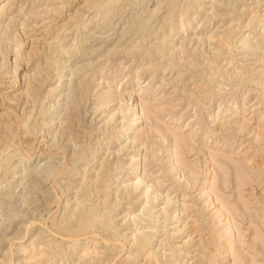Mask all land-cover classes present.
Listing matches in <instances>:
<instances>
[{"label":"rangeland","instance_id":"rangeland-1","mask_svg":"<svg viewBox=\"0 0 264 264\" xmlns=\"http://www.w3.org/2000/svg\"><path fill=\"white\" fill-rule=\"evenodd\" d=\"M7 1L0 264H264V0Z\"/></svg>","mask_w":264,"mask_h":264},{"label":"bare ground","instance_id":"bare-ground-1","mask_svg":"<svg viewBox=\"0 0 264 264\" xmlns=\"http://www.w3.org/2000/svg\"><path fill=\"white\" fill-rule=\"evenodd\" d=\"M9 1V0H8ZM7 1V2H8ZM7 4V3H6ZM3 5V4H2ZM5 5V4H4ZM7 10V9H6ZM2 11V8L0 7V12ZM4 11H5V9H4ZM3 12V11H2ZM2 15V14H1ZM137 106V105H136ZM135 106V107H136ZM123 110H124V108H122ZM120 108H119V112H120ZM118 111V110H117ZM122 111V110H121ZM125 111H127V110H124L123 111V113H126ZM132 111H134V114H133V118L132 119H130L131 121L132 120H136V119H138V116H137V112H136V110H132ZM128 112V111H127ZM116 112H114L113 113V115L115 114ZM117 114V113H116ZM119 114V116H120V114H121V116H123V115H125V114H123L122 115V112H120V113H118ZM112 115V116H113ZM113 117H115V116H113ZM124 117V116H123ZM113 119V118H112ZM29 120V119H28ZM114 121V120H113ZM116 123V122H115ZM133 123H136L135 121L133 122L132 121V123H128V125H126V128L128 129V128H130V126L133 124ZM121 124V123H120ZM125 128V127H124ZM126 129V130H127ZM68 133V132H67ZM173 134V133H172ZM174 136H175V138L177 137L175 134H174ZM179 138V137H178ZM177 138V139H178ZM176 142H178V141H176ZM70 143V142H69ZM67 146V145H66ZM75 146V145H74ZM59 148V147H58ZM74 148V147H73ZM58 151V150H57ZM80 155V154H79ZM77 157V156H76ZM78 158V157H77ZM75 160V159H74ZM52 162V161H51ZM46 163V162H45ZM24 164H22V166H23ZM20 166V165H19ZM71 166V165H70ZM67 167V166H66ZM73 167V166H72ZM40 168V167H39ZM42 168V167H41ZM54 168V167H53ZM63 168V167H62ZM101 168V167H100ZM58 170V169H57ZM69 170V169H68ZM38 171V170H37ZM55 172H57V171H55ZM52 173H53V171H52ZM67 173H69V172H67ZM70 174V173H69ZM48 175V174H47ZM71 176H72V174H70ZM74 176V175H73ZM85 179V178H84ZM140 179H142V178H139L138 180H139V182L141 181V182H143L142 180H140ZM139 182H136V183H138L137 185H139L140 183ZM137 187V186H136ZM146 192H148L147 190H146ZM146 192H145V194H146ZM77 194V193H76ZM84 194V193H83ZM89 194V193H88ZM148 194V193H147ZM155 194V192L153 193V194H151L152 196ZM150 195V194H149ZM148 195V196H149ZM146 197V199H148L147 198V195H145ZM156 196L158 197L159 196V194H155L154 195V197L156 198ZM78 197V196H77ZM84 197V196H83ZM150 198V197H149ZM153 198V197H152ZM144 199V198H143ZM86 200V199H85ZM169 200V199H168ZM146 201V200H145ZM148 201V200H147ZM146 201V202H147ZM155 201V200H154ZM153 201V202H154ZM146 202H145V205H146ZM153 202H152V204H153ZM166 204H167V201L165 202ZM148 204V203H147ZM78 206V205H77ZM154 206V205H153ZM152 207V206H151ZM95 208V207H94ZM152 208H154V207H152ZM75 209V208H74ZM77 209V208H76ZM83 209V208H82ZM91 209H92V207H91ZM144 209V208H143ZM95 210H96V208H95ZM81 211V210H80ZM151 211V210H150ZM87 213H88V211H86ZM93 212V211H92ZM76 214V213H75ZM81 214V213H80ZM84 214V213H83ZM86 214V213H85ZM91 213H89V215H90ZM67 217H68V215H67ZM80 217H82V218H80ZM79 218L80 219H82V227H85V228H89L90 227V224H89V222H88V220H90V218L87 220L86 219V217L83 215V216H80ZM87 217H88V214H87ZM151 217H153V216H151ZM70 219V218H69ZM80 219H79V221H80ZM72 220V219H71ZM78 219H76V221H77ZM143 220V219H142ZM152 220V219H151ZM145 221V220H144ZM149 221H150V219H149ZM94 222H96V221H94ZM93 222V223H94ZM147 223H148V221H146ZM153 222V221H152ZM95 224V223H94ZM96 225V224H95ZM92 226V225H91ZM74 227V226H73ZM90 228H92V227H90ZM154 228V227H153ZM83 230H84V228H83ZM86 230V229H85ZM87 230H89V229H87ZM82 231V230H81ZM149 233V232H148ZM150 233H152V232H150ZM149 233V234H150ZM139 234V235H138ZM143 234H147V233H143ZM71 235V234H70ZM74 235V234H73ZM148 235V234H147ZM147 235L145 236V235H141L139 232L137 233V234H135L134 235V237L132 238V239H134V244H133V241H132V245L134 246V249L136 250V251H138L140 254L138 255L139 257L144 253V251H145V249H146V247H148V245H149V243H151V242H154V240L153 241H151L150 242V237L149 236H151V235H149L148 237L150 238V239H148V238H146L147 237ZM75 236V235H74ZM145 236V237H144ZM152 237V236H151ZM153 238V237H152ZM153 244V243H152ZM133 250V249H132ZM150 251V254H151V248L149 249ZM148 250H146V252H147ZM142 253V254H141ZM147 255L149 254L148 252L146 253ZM145 253H144V255H146ZM155 255V254H154ZM143 256V255H142ZM156 256V255H155ZM139 257H137L136 258V260H134L135 261V264H141V262H142V260H140L141 258H139ZM150 257V256H149ZM152 259V258H151ZM168 259H171V258H168ZM156 261H157V259H155ZM168 263H169V261H168ZM167 263V264H168ZM210 264H212V263H210Z\"/></svg>","mask_w":264,"mask_h":264}]
</instances>
